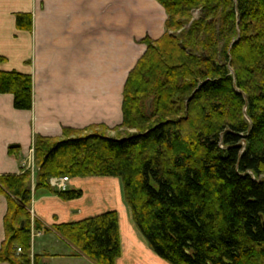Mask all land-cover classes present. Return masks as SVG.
<instances>
[{
    "label": "trees",
    "instance_id": "obj_1",
    "mask_svg": "<svg viewBox=\"0 0 264 264\" xmlns=\"http://www.w3.org/2000/svg\"><path fill=\"white\" fill-rule=\"evenodd\" d=\"M156 1L164 32L141 39L120 124L34 136V189L73 200L81 189L48 179L117 177L132 222L169 264H264V0ZM14 25L29 30V13H15ZM3 93L30 109V76L0 70ZM29 181L26 169L0 175V262L38 263L30 230L48 228L30 223ZM50 229L94 264L120 256L115 210Z\"/></svg>",
    "mask_w": 264,
    "mask_h": 264
},
{
    "label": "crops",
    "instance_id": "obj_2",
    "mask_svg": "<svg viewBox=\"0 0 264 264\" xmlns=\"http://www.w3.org/2000/svg\"><path fill=\"white\" fill-rule=\"evenodd\" d=\"M15 13H29V30L15 28ZM165 19L156 0H0V70L31 79L28 110L14 109L11 95L0 94V175L23 170L36 135L119 124L125 79L146 48L141 39L160 37ZM68 188L81 189L82 196L61 200L29 181L30 223L37 219L48 228L31 227L29 256H38L37 264H81L75 256H86L50 227L108 210L118 213L121 253L115 264H169L132 222L117 177H73ZM4 211L0 195V242Z\"/></svg>",
    "mask_w": 264,
    "mask_h": 264
},
{
    "label": "rangeland",
    "instance_id": "obj_3",
    "mask_svg": "<svg viewBox=\"0 0 264 264\" xmlns=\"http://www.w3.org/2000/svg\"><path fill=\"white\" fill-rule=\"evenodd\" d=\"M166 14V13H165ZM197 14H198V11L196 10V11H194L193 12V18H195L196 16H197ZM150 38V37H149ZM157 39V38H156ZM143 43V42H142ZM144 44V43H143ZM145 45V44H144ZM146 49V48H145ZM144 53V52H143ZM138 60V59H137ZM137 62V61H136ZM135 65V64H134ZM134 67V66H133ZM132 67V68H133ZM131 68V69H132ZM130 72V71H129ZM129 74V73H128ZM128 76V75H127ZM127 78V77H126ZM126 80V79H125ZM125 83V82H124ZM123 91V90H122ZM121 103H122V101H121ZM121 112H122V110H121ZM122 120V119H121ZM120 124V123H119ZM118 125V124H117ZM116 126V125H115ZM112 128V127H111ZM108 133L109 134H113V131H108ZM32 159V160H31ZM29 160H31L30 161V163H31V165H32V169L31 170H29L28 168H26V170H28V172H29V179H33V176H34V174H35V172H36V170H37V167H36V164L34 163V160H33V155H32V153H31V155H30V159ZM27 163L28 162H26V164L25 165H27ZM23 170H25L24 168H23ZM98 177H103V176H98ZM50 178H52V177H50ZM49 178V179H50ZM118 179V185H119V187H120V192H121V197H122V200H123V196H122V187H121V182H120V179L119 178H117ZM49 185H50V183H49ZM51 186V185H50ZM52 187V186H51ZM52 188H54V187H52ZM55 189V188H54ZM124 201V200H123ZM124 204H125V202H124ZM126 205V204H125ZM31 231V230H30ZM30 235V234H29ZM16 252H18V251H16ZM75 260V262H81V264H92L89 260H88V258L86 257V258H83L84 260H81V259H79L77 256H75V258H74ZM94 264V263H93Z\"/></svg>",
    "mask_w": 264,
    "mask_h": 264
},
{
    "label": "built area",
    "instance_id": "obj_4",
    "mask_svg": "<svg viewBox=\"0 0 264 264\" xmlns=\"http://www.w3.org/2000/svg\"><path fill=\"white\" fill-rule=\"evenodd\" d=\"M31 160H28L27 165H24V169H26V168H28L29 170L32 169V165L30 163ZM69 180H70V177H68V176H58V177L50 178L49 183L56 190H66V189H68ZM16 251H19V248H16Z\"/></svg>",
    "mask_w": 264,
    "mask_h": 264
},
{
    "label": "water",
    "instance_id": "obj_5",
    "mask_svg": "<svg viewBox=\"0 0 264 264\" xmlns=\"http://www.w3.org/2000/svg\"><path fill=\"white\" fill-rule=\"evenodd\" d=\"M237 40V38H235L232 42H235ZM238 92L244 96V93L241 91V90H238ZM147 105L149 106V103H147ZM250 127V126H249ZM13 147H16V145L12 144V145H9V148H13Z\"/></svg>",
    "mask_w": 264,
    "mask_h": 264
}]
</instances>
